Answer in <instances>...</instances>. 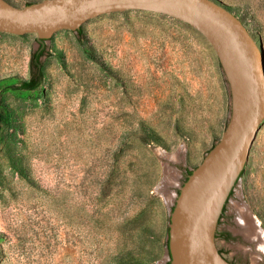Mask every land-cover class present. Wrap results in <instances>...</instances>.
<instances>
[{
    "label": "rangeland",
    "instance_id": "374dc122",
    "mask_svg": "<svg viewBox=\"0 0 264 264\" xmlns=\"http://www.w3.org/2000/svg\"><path fill=\"white\" fill-rule=\"evenodd\" d=\"M215 1L264 53V0ZM0 107V264H169L179 187L230 113L226 79L197 30L132 10L42 43L0 33ZM238 212L258 240L244 237ZM215 245L232 264H264V119Z\"/></svg>",
    "mask_w": 264,
    "mask_h": 264
},
{
    "label": "water",
    "instance_id": "95a60500",
    "mask_svg": "<svg viewBox=\"0 0 264 264\" xmlns=\"http://www.w3.org/2000/svg\"><path fill=\"white\" fill-rule=\"evenodd\" d=\"M167 15L197 30L212 47L230 94L219 140L186 176L170 211V264H232L215 245L219 216L247 161L264 119V53L234 14L215 0H39L15 6L0 0V33L49 39L113 12Z\"/></svg>",
    "mask_w": 264,
    "mask_h": 264
},
{
    "label": "bare ground",
    "instance_id": "6f19581e",
    "mask_svg": "<svg viewBox=\"0 0 264 264\" xmlns=\"http://www.w3.org/2000/svg\"><path fill=\"white\" fill-rule=\"evenodd\" d=\"M239 211H242L241 209H239ZM243 212V211H242ZM242 212H238L239 213V220H238V223H239V226L241 227V232H243V235H244V237L245 238H248V239H252L253 237L255 238V237H257V240L259 239V237H258V235L257 234H255V232H254V229H253V227H252V224H251V222L249 223V220H248V215H247V217H244V216H241L240 214L242 213ZM245 213H246V211H244ZM241 217V218H240ZM253 238V239H254ZM261 244V243H260ZM259 249L258 250H260L261 249V247L259 246L258 247ZM261 251V250H260Z\"/></svg>",
    "mask_w": 264,
    "mask_h": 264
},
{
    "label": "trees",
    "instance_id": "16d2710c",
    "mask_svg": "<svg viewBox=\"0 0 264 264\" xmlns=\"http://www.w3.org/2000/svg\"><path fill=\"white\" fill-rule=\"evenodd\" d=\"M80 30H81V27H80L79 29H77L76 31L79 32ZM40 54H41L40 51L34 53V55H33V59H34L36 62L38 61V58H39ZM38 66H39V65L36 64V67H38ZM36 83H37V79L32 77L29 81L24 82V83H23V86H24V88H32V87L35 86ZM0 115H5L4 110H3V107H0ZM167 241H168V240H167ZM168 263L170 264V262H168Z\"/></svg>",
    "mask_w": 264,
    "mask_h": 264
}]
</instances>
